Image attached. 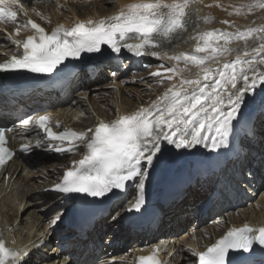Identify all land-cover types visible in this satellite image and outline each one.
Masks as SVG:
<instances>
[{
	"label": "bare ground",
	"instance_id": "6f19581e",
	"mask_svg": "<svg viewBox=\"0 0 264 264\" xmlns=\"http://www.w3.org/2000/svg\"><path fill=\"white\" fill-rule=\"evenodd\" d=\"M139 2L142 0H87L85 3H78L75 0H18L14 9L18 12L17 20L9 23L0 21V61L9 60L11 54H18L19 46L12 41L26 38L29 33L28 28L25 27L28 19H34L47 28L59 22L70 24L78 18L98 21L115 16L120 10H127L128 5ZM171 2L172 0H165V3ZM260 2L264 0H192L188 9L193 13L192 23L190 22L187 31L180 34L178 40L163 51L167 52L168 57L178 56L181 53H192L198 43L192 37L206 31L219 29L221 32L238 33L246 32L248 29L264 30V11L259 7ZM20 5H23L24 11L20 10ZM25 11L27 15L24 14ZM224 21L229 23L225 24ZM17 28L20 29L19 35H16ZM128 42L135 43L136 41L129 40ZM199 43L203 44V41ZM261 43H264V31L253 32L246 39L233 36L228 43L232 51L221 56L219 62L212 63L211 67L221 68L224 63L235 60L237 56L248 59L252 55L251 49L259 47ZM219 44L223 45L224 40L221 39ZM156 50L159 51V49ZM122 51L131 53L123 48ZM245 51L249 52V57H244ZM198 55H204V53ZM260 58H264V53H261L258 59ZM151 60H156L157 63L151 65L149 62ZM131 64L130 67L127 65L120 74H114L116 80L110 86L98 85L104 79V73H102L95 85H89L91 87H88L84 93L78 97H72L70 105L73 108L55 112V115L49 116L48 123L62 127V129L72 127L78 133L84 132L91 136L93 132L88 130L94 131L100 120L113 122L120 115H130L142 107L147 108L172 85L179 87L183 78H196L195 73L199 71L191 64L185 65L183 60L177 61L167 57L160 59L147 54L141 62L133 61ZM173 67L185 69V71L180 73L166 71L167 68ZM127 71H131L129 76L125 73ZM156 72H160L161 75L153 76L152 73ZM260 72H264V64L257 63L256 74ZM252 74L249 73L250 78ZM168 76H172V79L168 80ZM162 78L168 80L169 83L165 88L159 87ZM86 79H89L87 74L83 75L81 82ZM241 84L242 81L238 82V87ZM85 85L87 86L86 82ZM112 86L114 87L111 88ZM261 87L256 89L255 96L246 95L240 118L233 122V131L228 140L238 134L240 124L253 121L254 127L259 126V120L263 118V115L258 113V110L261 107L260 103L264 102V91L260 92ZM109 88L114 90L112 98L101 103V109L97 108V104L89 99L88 91L98 93L107 91ZM79 90L81 89L77 86L75 92ZM47 98L50 97L45 96L40 99L30 95L26 99L18 98L9 101L8 104L2 103L4 114H0L8 118L22 116L26 111L39 108V104L45 102ZM78 107L85 109L80 116L72 114L74 108ZM106 113L109 117L105 116ZM115 114L116 118L113 117ZM38 118L33 117L28 124L24 123L22 125L24 128L17 130L14 142L16 144L26 143L28 140L35 142L36 145L39 141L41 146L37 147L32 156L13 163L7 171L10 180L7 183L5 181L0 183V229H6L10 237L14 238V242L18 243L20 251H27V259L23 261V264H134L138 253H148L156 248L163 264H194L197 257L193 255V250L203 251L213 240L221 237L229 227H240L248 222L253 229L264 225V196L260 203H257V197H243V203L237 209L229 206L235 203L230 198L231 195L242 192L241 189L238 190V184H243L240 188L248 190V195L251 193L254 195L259 188V176L264 172V154L261 149L264 145V132H260L257 133L260 138L256 134V137L243 139L245 155L225 172L232 177L233 182L223 179L224 184H220L221 189L217 191L211 186L212 179H206L201 183L192 181V184L181 192L180 199L160 209L162 218L158 228L159 237L154 236L150 230L141 234L130 232L128 227L119 222L121 214H118L112 219L101 222L102 225H96L95 229L83 238L71 240L73 234L66 231L67 228L62 224L67 211L66 205L57 199L50 200L39 195L38 191L48 184L52 185V181L56 179L61 168L68 163L63 164L61 161L56 164L55 158L63 159L73 154L77 161L86 152V146L80 141L71 145L66 143L72 151H66L60 156L48 153L50 157L45 158L42 154L48 152L50 146L46 144L42 146L41 130L36 124ZM83 118L86 120L84 123ZM93 123L94 126H92ZM208 150L211 149L204 145H197L190 149H177L174 145L162 141V155L158 161L154 162V167L148 168L149 176L145 182L148 189L149 186L159 187L156 183L158 180L153 178H157L160 173H165L172 168L188 169L193 162L201 160ZM41 164L44 166H40ZM239 170L246 171L248 180L239 175ZM252 186L256 187L254 192H252ZM212 192L214 198L205 215L203 208ZM127 197L128 193L124 199ZM199 199L202 200V204L195 208V203ZM122 202L115 205L116 212L123 211ZM220 209L218 214L223 212L229 214L210 225L209 220ZM192 219L195 220L193 223H191ZM184 228L188 229V234L181 237ZM49 235L53 241L51 239L46 241L45 237ZM108 235H110V240L103 242ZM7 243L10 245L12 241L8 240ZM61 247L64 249L62 250Z\"/></svg>",
	"mask_w": 264,
	"mask_h": 264
},
{
	"label": "snow or ice",
	"instance_id": "6c2138e0",
	"mask_svg": "<svg viewBox=\"0 0 264 264\" xmlns=\"http://www.w3.org/2000/svg\"><path fill=\"white\" fill-rule=\"evenodd\" d=\"M191 2L142 0L128 5L127 10L122 9L110 18L80 21L71 28L60 25L50 34L40 24L28 20L27 24L35 30L34 34L23 41H12L16 46H22V54L13 55L6 63H0V72L26 70L43 75L63 72L69 70L66 62L79 61L82 53H101L104 45L113 53H120L123 48L135 56L147 54L160 59L183 60L185 65L191 64L199 69L195 73L196 78H183L179 87L172 85L149 107H142L130 115H120L111 123L100 122L94 131L88 130L93 132L91 136L72 130L54 133L46 127L49 116L41 115L36 124L48 138L69 145L80 141L86 146L83 158L66 170L62 182L54 185V190L96 198L105 197L113 190L123 191L126 182L135 181L137 194L126 211L139 212L144 206L148 168L154 167V162L162 155V141L177 149L204 145L216 150L228 146L233 122L240 118L246 95L255 96L256 89L264 86V72L256 74V64H264V58L258 59L264 53V43L252 48L248 59L237 56L221 68H213L211 64L218 63L221 56L232 51L228 47L231 37L246 39L253 32L264 30L248 29L238 33L221 32L219 29L206 31L194 37L198 41L194 52L168 57L163 50L188 30L193 18V13L188 10ZM17 4L18 0H0V21L15 22ZM259 6L264 7V4ZM20 10L24 11L23 5H20ZM24 14L27 15V12ZM19 31L17 28L16 35ZM221 39L224 40L223 45L219 44ZM129 40L136 42L130 43ZM200 53L204 55H198ZM249 55V52H244V57ZM166 71L180 73L185 69L173 67ZM250 72L253 73L251 78ZM152 75L160 76L161 73ZM167 79L171 80L172 76ZM240 81L242 84L238 87ZM24 123L28 124V121ZM6 131L10 129L0 127V166L14 156L5 147ZM35 146L40 147V142L37 141ZM20 150L31 152L32 148L24 144ZM55 150L72 151V148L58 147ZM254 244L264 249V227L253 229L244 225L230 229L205 251L193 250V255L198 258V264H234L231 255L250 253ZM22 255L26 254L7 248L0 238V264H23ZM139 264L160 262L153 254L139 257Z\"/></svg>",
	"mask_w": 264,
	"mask_h": 264
},
{
	"label": "rangeland",
	"instance_id": "374dc122",
	"mask_svg": "<svg viewBox=\"0 0 264 264\" xmlns=\"http://www.w3.org/2000/svg\"><path fill=\"white\" fill-rule=\"evenodd\" d=\"M258 1H261V0H258ZM260 4H264V2H260ZM260 4H259V5H260ZM259 7H260V6H259ZM260 8L262 9V11H264V7H260ZM152 68H154V67H152ZM168 85H169L168 80L162 78V81L160 82V86H159V87H163V88H165V87H167ZM262 91H264V86L261 87L260 92H262ZM109 92H112V91H105V92H103L100 96H98L97 98H98V99H102L103 101H105V100H109V99H110V97H109V96H110ZM105 93H107V94L104 96ZM108 95H109V96H108ZM100 104H101V103H100ZM67 159L70 160L71 157H68ZM258 192H259V196H258L257 202H259V200H261L262 197L264 196V176H263V180H262V183H261V188H260V190H259ZM223 215H225V214L217 215V216H215L213 219L217 220V219H219V218H222ZM106 238H110V236H108V237H106ZM106 238H105V239H106Z\"/></svg>",
	"mask_w": 264,
	"mask_h": 264
}]
</instances>
